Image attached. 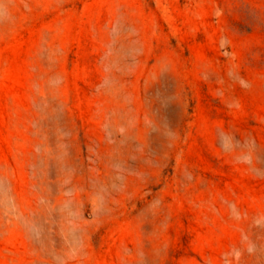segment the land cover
I'll return each mask as SVG.
<instances>
[{"label":"rangeland","instance_id":"1","mask_svg":"<svg viewBox=\"0 0 264 264\" xmlns=\"http://www.w3.org/2000/svg\"><path fill=\"white\" fill-rule=\"evenodd\" d=\"M0 264H264V0H0Z\"/></svg>","mask_w":264,"mask_h":264}]
</instances>
